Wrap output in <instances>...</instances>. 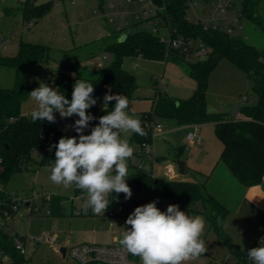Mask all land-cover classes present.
<instances>
[{"label": "rangeland", "instance_id": "obj_1", "mask_svg": "<svg viewBox=\"0 0 264 264\" xmlns=\"http://www.w3.org/2000/svg\"><path fill=\"white\" fill-rule=\"evenodd\" d=\"M198 6L196 11L205 19L207 8L201 0H194ZM256 2L255 12L261 17L264 25V0H254ZM50 3L41 14L35 15L29 20L32 22L27 27V20L22 15L23 5H18L15 0H0V38L5 47L0 45V55L14 56L17 54L21 43H30L40 46L45 51L43 62L28 65L24 70L30 82L32 90L39 87L43 82L56 89V73L65 67L77 66L85 68V74L95 77L100 69L107 67L113 56L105 49L116 38L117 26L120 24L131 33L136 31H150L147 23L137 20L134 13L139 10V6H127L125 0H37L39 4ZM100 4L104 7V14H112L104 18L100 9ZM114 5V10H109V5ZM121 7H119V5ZM242 0H233L227 17L224 21H217L221 25H229L242 12ZM241 30L236 32L244 41L254 46L264 55V32L253 22L243 18L240 22ZM160 33L165 34L162 30ZM121 36V35H120ZM197 60L196 57L185 59L177 58L175 61H152L138 58L132 60L125 58L122 67L135 77L137 90L133 98L129 100L130 114L140 119L141 113L152 109V98L157 92H161L176 100L189 98L195 89V82L189 77L188 63ZM102 64V67H99ZM15 71L13 69L0 68V87L11 88L14 82ZM252 83L246 74L236 68L227 60H221L212 71L206 96L207 109L209 112L217 113L220 109L227 110L232 107L251 103L256 97L251 89ZM246 99V101H244ZM37 102L31 97L26 100L21 107L24 115H31L35 110ZM55 123L49 125L56 126L66 136L74 134L73 116L61 118L60 114L54 113ZM162 127L161 134L152 137L151 146L154 150L155 161L151 159L143 162L140 156V148H134L133 157L128 160L130 165L143 167L152 171L156 180L191 182L194 180L193 172L203 171L206 159L218 150V141L211 124L201 126L179 125L170 118H160ZM92 125L85 129L84 134H90ZM198 132H197V131ZM194 135V140H189V135ZM131 134L122 133V137L129 139ZM198 139L202 144H198ZM180 149L182 151L179 159L174 157V153ZM42 149H35L32 152L34 163L30 170H24L15 174L6 186L0 183V191L4 192V203L13 199L18 206V211L0 208V216L3 211H8L11 215L6 222L1 220V229L11 236L12 244L22 243L26 254L23 264H68L69 260H64L57 253L61 245L66 246L69 251L82 244H95L98 246H112L113 239L122 236L126 231V220L129 215L124 211L121 215L95 214L88 206L87 193L75 186L64 187L57 185L50 180V166H40L37 163L42 157ZM184 162L187 170L184 174L178 171L177 162ZM170 168L172 177L168 178L164 171ZM153 179V178H152ZM114 196L125 199L123 193H112L108 201L113 202ZM149 192L143 188L140 192L132 193L130 203L136 202L138 206L147 204ZM2 202V203H3ZM29 203L30 206H26ZM58 206V210L53 208L50 214L48 204ZM32 204V205H31ZM161 211H166L172 204L171 200L162 198L156 201ZM214 206V205H213ZM193 206H191L192 208ZM195 207L201 211L202 205L197 203ZM182 211V210H181ZM207 213H193L185 211L190 216L200 215L206 221V227L202 239L205 241L208 251L200 258L188 261L187 264H235L236 258L228 249L219 243L216 234L210 228L211 220L215 222L232 243L231 236L227 233L225 218L219 217L220 208L205 205ZM77 212H89L80 214ZM46 238H55V243L50 246L45 243ZM241 251L245 247L239 248ZM134 261L141 264L140 258L134 256Z\"/></svg>", "mask_w": 264, "mask_h": 264}, {"label": "trees", "instance_id": "obj_2", "mask_svg": "<svg viewBox=\"0 0 264 264\" xmlns=\"http://www.w3.org/2000/svg\"><path fill=\"white\" fill-rule=\"evenodd\" d=\"M186 1L154 0V3L158 7H164L157 17L173 37L181 36L200 41L209 51L205 58L188 63L189 77L195 82L194 92L185 100H176L157 92L152 98V109L141 113L139 119L146 135L132 133L128 139L129 144L138 146L140 152L143 145H151L152 126L153 123H158L160 118L173 119L179 125L212 124L214 134L221 145L218 162L225 165L243 187L257 186L261 184L264 176V55L236 33L205 31L201 24L187 21ZM49 5L50 3L36 6L25 4L21 13L24 19L29 21ZM242 5V12L239 13L241 19L253 22L264 32L262 19L255 12L256 2L242 0ZM105 51L113 56V61L100 69L95 77L86 75L85 68L80 65L65 67L56 73V89L68 100H71L73 85L78 79L94 85L92 95L97 103L87 110L97 118L89 123L93 127L98 124L99 117L107 114L103 105L104 96L109 93V89V94H122L131 100L138 88L135 77L122 67L125 58L163 62L187 58L177 51L168 50L150 31H136L121 40L116 38ZM44 57V49L30 43H21L14 56L0 55V68L15 71L13 86L0 87V183L3 186H6L15 174L31 169L34 163L32 152L35 149L43 151L37 164L50 166L55 159V148L50 151V146L58 143L61 137H67L56 126L49 125L48 121L33 122L31 115L21 112L22 104L30 98L29 93L33 91L24 69L30 64L43 62ZM221 60H227L243 71L252 83L251 89L256 100L239 106L238 111L242 119L230 118L227 113H211L207 110L209 77ZM114 104L115 101H112L107 106L109 112L113 110ZM76 119L78 116L74 115L73 121ZM181 154L182 151L178 149L174 157L179 159ZM140 156L143 157L142 152ZM127 183L133 194L145 188L149 192L148 200L158 201L166 198L171 200L172 204L178 205L182 211L207 213L205 205L209 204L220 208L219 217L225 218L228 214L227 209L207 192L205 183L156 180L152 171L132 165L129 166ZM77 191L80 192L79 189ZM4 198V192L0 191V208L10 210L16 202L9 199L4 203ZM197 203L202 205L201 211L195 207ZM48 207L50 212L53 208L58 210L55 204L53 206L49 203ZM210 228L219 243L223 244L236 260H241L243 252L222 234L221 228L212 220ZM0 251L8 255L13 264H23L26 261L15 251L11 236L4 232L1 226Z\"/></svg>", "mask_w": 264, "mask_h": 264}, {"label": "clouds", "instance_id": "obj_3", "mask_svg": "<svg viewBox=\"0 0 264 264\" xmlns=\"http://www.w3.org/2000/svg\"><path fill=\"white\" fill-rule=\"evenodd\" d=\"M94 90L91 82L78 79L71 100L43 82L29 95L37 102L31 113L33 122L55 123L57 112L61 118L78 116L72 125L78 136L61 137L49 148H55L50 180L86 192L88 206L95 214H101L107 211V197L113 192L123 193L126 200L132 196L127 180L128 160L133 157L134 148L122 133L145 136L146 132L134 113H129L128 98L109 94V89L103 105L107 114L98 118L90 134H84L89 123L97 119L87 112L97 103ZM112 101L115 104L109 112L107 106ZM126 225L130 227H126L119 243L128 253L138 256L141 264H186L208 251L202 239L205 219L190 216L175 204L166 211H161L155 201L138 206L128 216ZM246 255L253 264H264V245L248 249Z\"/></svg>", "mask_w": 264, "mask_h": 264}, {"label": "built area", "instance_id": "obj_4", "mask_svg": "<svg viewBox=\"0 0 264 264\" xmlns=\"http://www.w3.org/2000/svg\"><path fill=\"white\" fill-rule=\"evenodd\" d=\"M53 1V0H49ZM204 6L207 8V13L202 12L205 14V19H203L200 14L196 11L198 4L194 0H187L186 1V19L187 21L194 22L196 24H201L203 30H220L225 31L227 33H236L241 30V16H238L234 19H231L229 25H221L218 24L217 21H224L225 19H229L227 17V11L230 10L232 6L233 0H201ZM15 2L20 5L25 4H32L37 3V0H15ZM125 4L129 6H139V10L134 13V17L137 20L147 23L150 28V32L156 36L161 44H163L168 50L177 51L178 53L184 55L187 58L196 57L197 59H203L208 55V49L206 46L200 42L195 41L190 38H184L181 36L173 37L169 30L163 26V23L157 14L164 10V7H158L154 0H125ZM122 4L119 5L121 7ZM100 9L102 14L105 13L103 9V5L100 4ZM105 8V7H104ZM109 10H114V5H109L107 7ZM112 14H104V18L109 17L110 21ZM27 27L32 25V22L28 21L26 23ZM164 31L165 34L160 33V31ZM116 36L121 37L122 35H128L131 32L123 28L122 25L117 26ZM121 35V36H120ZM119 39V38H118ZM0 45L4 48L5 44L0 38ZM99 67H102V64H99ZM246 101V99H244ZM76 131H74V134ZM162 127L158 121V123H153L152 126V136L155 134H161ZM74 134H69L67 137H72ZM189 140L192 142L194 140V135H189ZM142 152V161L145 162L151 159L153 162L155 161L154 151L151 145H143L141 148ZM164 174L168 176V178L172 177L173 172L170 168H167L164 171ZM108 198H112L108 196ZM156 200H148L147 203L153 202ZM29 204V203H28ZM32 205V204H31ZM30 206V204H29ZM157 206V204H156ZM138 207L136 202L133 203L129 202V199H122L118 198V196H114L113 202L109 201L108 209L105 213H101L102 215H114L118 214L121 215L124 211L125 215H130L134 209ZM158 207V206H157ZM11 211L16 212L18 211V206L14 205L11 208ZM89 212H77L78 215L80 214H88ZM46 214H50L48 210ZM9 212H4L0 216V222L2 219L4 221H8L10 218ZM0 226L2 227L1 223ZM122 239V236H117L116 241L112 246H98L95 244H82L75 248L70 249L69 251L65 252V260H69L68 264H139L136 263L133 259V255L128 253L119 243ZM55 238H46L45 243L53 246L55 243ZM260 245H264V232L259 236L257 242L249 246L248 248L244 249L242 252L241 260H236L235 264H253L252 261L247 259V250L258 247ZM15 251L20 255L24 256L26 254L25 247L22 243H16L14 245ZM0 264H13L11 258L0 251ZM187 264V262H186ZM215 264H222V263H215Z\"/></svg>", "mask_w": 264, "mask_h": 264}, {"label": "crops", "instance_id": "obj_5", "mask_svg": "<svg viewBox=\"0 0 264 264\" xmlns=\"http://www.w3.org/2000/svg\"><path fill=\"white\" fill-rule=\"evenodd\" d=\"M238 109L234 117L242 119ZM219 112L227 113V110L226 108L220 109ZM197 143L202 144L200 139ZM220 153L221 145L218 141V150L213 155L208 154L210 155L206 159L208 164L205 165L203 171L196 170L195 172L194 170L192 173L194 180L191 182L205 183L207 192L227 209L228 214L224 220L226 231L237 248L245 247L246 249L254 245L264 232V176L261 184L248 188L243 187L227 167L218 162ZM186 170L185 166V172ZM115 241L116 238L113 239V243ZM62 248L66 250V246L61 245L56 250L57 253ZM62 258L65 260L64 257Z\"/></svg>", "mask_w": 264, "mask_h": 264}, {"label": "water", "instance_id": "obj_6", "mask_svg": "<svg viewBox=\"0 0 264 264\" xmlns=\"http://www.w3.org/2000/svg\"><path fill=\"white\" fill-rule=\"evenodd\" d=\"M124 38H125V35H122L119 40L124 39ZM237 109H238V106L232 107L230 109V111L228 112V115H229L230 118H233L235 116V114L237 112ZM177 166H178L179 173L180 174H184V172H185V163L181 162V161L177 162ZM26 206L28 207L29 204L26 203ZM65 252H66L65 248H62L59 251V253L61 254L62 257H65Z\"/></svg>", "mask_w": 264, "mask_h": 264}]
</instances>
